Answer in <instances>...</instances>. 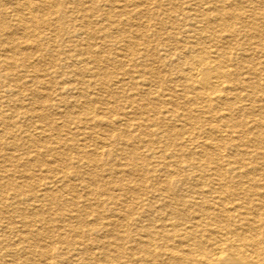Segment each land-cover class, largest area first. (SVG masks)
<instances>
[{"label": "bare ground", "instance_id": "obj_1", "mask_svg": "<svg viewBox=\"0 0 264 264\" xmlns=\"http://www.w3.org/2000/svg\"><path fill=\"white\" fill-rule=\"evenodd\" d=\"M18 1L20 0H0V16L8 17L12 25L16 26V30L12 31V29L4 28L2 26L3 21H0V89H5L8 93L11 92L12 94L18 88L15 84L13 86L9 84V81L16 80V76L14 75L16 73L13 72L14 69L19 67V70L22 68L27 72L29 68L31 70L34 68L32 56L24 53V51L25 49H29L30 51L32 44L29 40L34 36V31L37 28H41L42 30L47 29L51 33H60L58 36L55 34L56 38L66 37L69 34H87V37L102 40L100 41V46H90L89 44L81 43L79 46H68V49H65L64 46L56 51V57H58L59 62L64 64L65 61H69L71 65H79V74H84L92 79L90 84L85 85L84 81L76 78L74 71L67 72L63 78L55 77V79H64L60 83L70 86L66 88L67 91L76 90L79 91L80 95L88 98L84 105L97 101L96 98L89 95V90L97 85L96 80L100 81L105 77V72H101L99 66L98 69L92 66L102 59L111 61V63L118 66L122 65L124 58H128L127 61H130V58L133 57L138 58L137 56L140 55L141 48L144 49V52H147V57L151 59V63L158 65L152 67L146 64L142 67V70H139V73L144 77L140 88L146 91L147 96H151L156 91L155 88L154 90L152 88L153 79H162L164 78V74L171 77L167 81L173 84H167L165 87L167 94L164 92L165 94H162V97L157 93L159 99L155 100L154 110L152 109L154 112L153 117L145 115V119L142 120L143 123L138 122L134 126V130H131V116L133 114L134 116L136 115V109L144 114L143 111L146 108L145 105L138 103L133 97H127L126 103L131 111H126V106L125 109L123 108L125 110H122L123 112L114 109L116 116L112 118L111 115L109 117L103 114L96 115V112L88 107H84L82 104L79 107L80 109L81 107L85 108L86 116L78 120H68V124H71L72 127H68V124L64 126L67 127L65 129L55 126V136L50 140V147L44 148L45 153L52 152L59 155L58 159L60 158L58 150L62 148L72 153L69 155L70 157L67 155L68 153L66 154L68 157L65 159L63 165H58V161L54 159L55 161L49 167V173L59 175L58 177H54L57 179L55 181L61 183L68 192L74 190L75 186L71 182L72 180H76L78 183L80 181L83 184V188L88 191L87 193L83 190L87 196L93 197V199L104 197L105 200L95 199L98 206L107 205L108 207L109 204H123L128 199L135 200L136 203L142 202V199L138 196L133 195L134 197L130 198L123 194H114L115 192L113 193V191H116V193L119 191L121 193L133 194L135 191L148 189L161 191L168 195L162 196L160 208L156 207L155 209L153 207L152 213L149 214V217L152 216V219H148L149 217L143 219V217H147L146 214H142L139 217L141 219L138 223L136 222L138 226L134 229L136 237L134 236L130 241L133 245L131 249L126 248L131 251V254L129 256L126 254L128 258H125L126 260L123 264H264V120H261V118H264L262 117L264 116V81L254 82L252 78L243 77L244 74L257 76L259 71H263L264 73V65L261 68H257L250 62V65L245 67L244 63H242L243 59L229 52L231 46H237L238 43L235 41L240 33L245 38L253 36L264 38V32L261 29L262 26L264 27V10L256 15L251 13L246 14L244 11L241 12L238 5H235L234 9L229 10L230 4L226 3L227 0H210L211 6L208 9H201L198 0H192L190 4L186 0H166L169 7L176 8V18L181 19L180 21L188 31L180 34V37H168L156 42L153 48L147 50L149 45L147 44V40H145L147 43L144 42V38L147 37L143 36V29H148L149 26H145V22H141V19L149 15L148 11L143 8V3L146 1L130 0V5L133 8L129 11L123 9V12H121L124 19H120L119 21L114 20V15H112L113 11L117 9L115 6L116 0H96L88 10L81 8V12L89 11L90 13H94L93 15L96 14L102 17V19L104 17V20L112 21L111 19H113L112 22L114 24H110L108 28H105L106 30L99 31L88 30L87 27L89 26L87 24V27L85 26L87 21L84 20L77 27L74 24H70L74 21L72 14L80 7H83L81 2L76 4L77 6L74 10L65 7V2L63 4L60 3L58 12H56L58 16L52 22L50 19H46L47 13L43 7L45 5L52 6L54 4L52 0H37L36 3L28 2L27 0H23L22 3ZM240 3L255 4V7L257 5L264 6V0H240ZM152 5L150 4L149 6ZM149 6L146 8L149 9ZM192 11L195 14H192ZM34 12L41 13L39 21L35 19ZM86 17V15H83L84 19ZM234 21L241 24L238 31L232 27V22ZM121 27L123 30L126 27L129 35L124 36ZM108 29L123 33L116 39H112L114 46H122L121 51L123 52L119 50L120 52L114 56L112 52V57L105 58L101 55L103 54V50H113L110 47L103 49L106 47L103 41L108 37ZM223 32L227 33L222 35ZM47 40L50 41L49 39ZM40 46L38 47L40 48ZM242 49L246 53L244 56L248 60L251 59L250 55L255 53L261 54L264 50L245 49V47ZM48 50L49 52L52 51L49 46H46L43 52ZM82 50L85 52L82 54L88 55L85 59L81 58ZM150 50H155L156 52V54H153V57L148 56ZM18 56L21 58H18ZM137 64L139 63L137 62ZM132 67L134 66L132 65ZM136 73L139 74L138 72ZM22 79L23 76L17 80ZM116 80L114 83L117 86L116 88L122 89V86H126L123 80L118 78ZM42 81L35 73L30 79V83L33 86H44L45 83ZM55 95L56 99L54 101L56 104L49 105L55 110L59 109L61 104L65 106L66 103L72 106H77L78 104L77 100L67 101V97H64L61 93L57 92ZM49 98L52 99L50 94L46 95V93L38 92L35 100L41 102L43 104L41 106L46 108L44 104H46V99ZM179 99L182 102L177 103L176 100ZM243 101H249V107H244ZM257 102L261 104L256 106ZM180 104L181 106H187L184 112L177 110ZM169 105L170 107H167ZM14 108L16 107L14 106ZM132 109H134V113ZM38 110L40 109L32 106L29 112L37 115ZM193 112L196 114H192ZM237 112L240 115L236 116ZM16 116V113L12 112L9 117H5L0 112V168H2V171L0 170V186L4 180H7L6 185L12 188L15 193H19L22 191L23 185L16 183L12 179L18 173L17 168H8L13 167L12 163L18 161L19 157H22L18 154L16 155V150L14 149L18 146L17 135L11 133L8 128L12 125L15 126L17 123H7L9 122L8 120L14 119ZM39 116L42 119L46 117L45 114H40ZM246 119H249L252 125L251 130H248L251 131L252 138L247 141V144L253 143L256 147L252 151L242 149L244 140L246 141V139L240 133L241 129L245 128L246 123L244 120ZM179 121H182L181 125L177 124ZM15 128V132H21L23 138L31 142L27 131L22 130V127L15 126ZM39 130V135L44 136V129L39 128ZM130 130L138 132L131 134ZM63 138L65 142H63ZM3 139H6L4 145L2 144ZM133 142L140 144L145 150L141 151L138 147H132L131 143ZM1 146H6L13 153H5L1 149ZM54 158H57V156ZM121 160L124 161L123 164L120 163ZM253 161H257L259 165L251 164ZM28 163L24 166L23 175H25L27 180L31 181L34 176L30 174L31 169ZM109 163H112V165L109 166ZM100 165L104 166L107 170L106 176L108 181L106 182L97 173ZM129 175L131 177H128ZM86 177L90 182H86ZM49 183L51 182H47L44 186L46 187ZM38 192V195H36V192H31L30 199L38 196V198L40 197L45 200L49 198L57 204H60L62 201L61 195L48 194L46 189L38 190ZM95 195L98 196L96 197ZM87 196L84 195L86 198ZM11 197L9 201L0 197V214L13 209L14 198L12 195ZM71 199L73 200V198ZM149 205H151V202ZM82 206L78 207L79 210L74 208L78 214L70 215V220L76 222L75 227H71L69 224L65 226L61 225L60 227L52 226L53 231L56 233L59 231H68L67 233H69L70 231V233L77 236L80 235V230H77L78 226H83L85 231L83 233L88 238H90L92 233H97V231L101 232L104 237L96 239L88 246L83 243L79 244L77 241L71 239L66 241V237L63 242L61 241L62 238L60 241L67 245L68 255L71 254L67 257L68 255L66 256L65 250L53 252L49 249V246V248H46L45 244L41 246L39 239L45 234L44 228L41 230L43 226L41 227L40 225V230L38 228L34 230V227L31 226L33 229L30 235L37 240V248L40 249L38 253L44 258V263H49H46V259L56 258L60 264H92V259H95L96 256L93 257L88 252L91 253L94 249L98 250L101 255V257L100 255L98 257L101 264H121L117 260L122 259L120 255H122L124 248L122 245L120 246V244L116 243L118 240L111 239L118 236V231L126 228L123 222L129 220L130 216L123 213V215H109L110 222L106 224L102 222L101 214L98 215L94 209H92L93 211L86 212V209L91 207L90 205L84 207V204ZM95 212L96 214H93ZM129 212H132V210ZM40 213V209L36 208L33 209L30 216L37 218L36 220L40 222L44 220ZM12 214L14 215L13 212ZM89 216H93L92 220L89 219ZM43 222L45 226L46 221ZM23 224L27 225V222H23ZM8 227L7 231L10 229ZM27 233L29 232L27 231ZM3 235L6 234L4 233ZM19 245L20 256L23 257L22 262L31 264L32 260L29 256L35 252L32 250L33 248L31 249L32 242L23 234L19 238ZM111 250L118 252V257L120 258L116 257L118 259L113 260V257L111 258L108 254ZM88 254L90 257H88ZM46 255L48 256L47 258ZM3 258L0 254L1 264H18L17 261L21 262V259H17L16 257H12L6 261Z\"/></svg>", "mask_w": 264, "mask_h": 264}, {"label": "rangeland", "instance_id": "obj_2", "mask_svg": "<svg viewBox=\"0 0 264 264\" xmlns=\"http://www.w3.org/2000/svg\"><path fill=\"white\" fill-rule=\"evenodd\" d=\"M22 1L23 0H20L18 2L22 3ZM27 1L28 2H32V3H36L37 2V0H34V1L33 0H27ZM52 1L54 2V4L52 6H48V5L43 6L44 7V11H46V13L48 14V15L46 14V19L47 20L50 19L52 22L58 16L56 14V12H58L57 10L59 8L60 3L63 4V2H65L64 3L65 7H67L68 9H73L74 10V8L76 9V6H77L76 4L81 2L83 7H80V8L78 7L79 9L76 12L74 11L75 13L72 14V18H74V21L71 22L70 24H72V25L74 24L77 27V26L81 25L82 21L84 20V21H87L85 23V26H86V24H87V26H89V27L86 26L88 30H96V31L104 30L105 28H108L110 26V24H114V22H112L113 19H111L112 21L104 20V17L102 19V17H99L96 14L93 15L94 13H90L89 11L88 12H81L80 11L81 8H84V10L86 8V10H88L96 0H76V1L75 0H52ZM122 1L124 2V4H123ZM143 1H146L145 2L146 5H144L145 3H143V8L146 9L148 11V14H149L148 15L149 17L147 16V17H144L143 19H141L142 23L145 22L144 23L145 26H149L148 29L147 28L143 29V36L147 37V38L143 37L144 38V42H146L145 40H147L148 43L147 42L146 43L149 45V48H147V50L153 48V46L156 44V42H159V41H161L163 39H166L168 37H173V38L175 36L180 37V34H184L185 31H188V29L185 28L183 26V23L180 21L181 19H177L176 18L177 17L176 8L173 9V8L169 7V5L167 4L166 0H143ZM186 1H189V4H190V2L192 0H186ZM209 1L210 0H198V2L200 4V8L201 9H203V8L204 9H208L211 6ZM181 2H183V1H181ZM83 3H85V4H83ZM149 3L153 4V5L149 6L150 5ZM226 3L230 4L229 5L230 6L229 10H231L232 8L234 9L235 5H238L240 10H241V12L244 11L246 14L251 13L253 15H256L258 13H261L264 10V6L263 5H257V7H255V4L240 3V0H235L234 2H233V0H227ZM130 4H131L130 0H116L115 1V6L117 7V9L114 10L113 14H112V15H114V20L119 21L120 19L121 20L124 19V16L122 15L123 14L122 10L125 9V10L129 11L130 9H132L133 6L130 5ZM124 6H125V8H124ZM148 6H149V9H147ZM201 9H199V10H201ZM153 12H155V13H153ZM33 14H34L35 19L39 21V19L41 18V13L40 12H34ZM192 14H195L194 11H192ZM83 15L87 16L86 19L83 18ZM150 15H151V17H150ZM171 17L172 18L174 17V18L172 19ZM43 18H45V17H43ZM0 21H3L2 26L4 28L12 29V31L16 30V26L12 25L11 20L8 17L0 16ZM160 22H162V23H160ZM97 24H98V26H97ZM152 25H154V26H152ZM240 25L241 24L239 22H237V21L232 22V27L236 31H238L240 29ZM150 27H151V29H150ZM121 29L123 30L122 27H121ZM171 29H173V30H171ZM261 29L264 32V27L263 26H262ZM147 30H148V32H147ZM123 32H124V34L121 33V31L118 32L116 30H113V31L109 30L108 31V37H106L105 40L103 41L105 43L106 47H104L103 49L110 47L113 50H110V49L103 50V54H101L103 57H105V58H107L109 56L112 57V55L114 56V55H116V53L121 51L122 46H120V45L114 46V44L112 43L113 42L112 39H116L121 34H123L124 36L125 35L126 36L129 35L128 30H127L126 27H124ZM110 33H111V35H110ZM226 33L227 32H223L222 35H225ZM55 34H57V36H58L60 33H58V32L51 33L47 29H43L42 30L41 28H37V30L34 31V36L35 37L34 36L31 37L30 40H29V42L32 44L33 48L30 47V51H29V49H25V51H24V53L32 56L31 58L34 61L33 62L34 63V68H32L33 70H31V68H29L30 72H29V70L28 71L26 70L27 72H25L24 69L20 68V70H19V67H17L16 69L13 70V72L16 73V74H14L16 76V80H15L16 82L15 81H9V84H11V86H13L15 84V86H18V88H16L13 91L12 94H11V92H9V93L6 92L5 89H0V103H1L0 112L5 117H9L12 114V112L16 113V115H17L16 118L8 120L9 122H7V123L10 124L12 122L11 124H13V122H16L17 124L15 126L20 127V128L22 127L21 128L22 130L27 131V135L30 137V140H31V142L30 141L28 142V140L23 138V134L21 132L20 133L19 132H15V130H16L15 126L12 125V126L8 127L10 129L11 133H14V135H17L18 146L16 148H14V149L16 150V155L18 154L19 156H22V157H19L18 161H15L14 163H12L13 167H8L7 165H6V167L11 168V169L14 168V167L17 168L18 173L15 174V176H17V177L14 176L12 179H13V181H16V183H18V184L20 183L23 186H22V191L19 192V193H15L12 188H10V187H8V185H6L7 184V180H4L3 183L0 186V197L1 198H3V199L5 198L6 200L8 199V201H9L10 198H12L11 195L14 198L13 199V209H11V211L9 210V212L6 211V212H2L0 214V231L2 232V233L0 232V241H1L0 242V251H1L0 254L4 257L3 258L4 261L10 260L12 257L13 258L16 257L17 259H19V258L21 259V262L17 261V263L18 264H23L24 263V262H22L23 261V257L20 256L21 255V251H19V249H20L19 238H20L21 235L25 234L28 237V240H30L32 242L31 249L33 248L32 250L35 251V252H33L31 254V256H29L30 259L32 260V263L33 264H36V263L37 264H45L44 260H43L44 258L38 253L40 249L37 248V245H38V244H36L37 240H35L34 237L30 235V232L33 229V227H34V230L36 228H38L40 230V228L43 226L41 228V230L44 228L43 231H44L45 234H43L44 236L42 235L43 239L40 237L41 239H39L40 240L39 243H40L41 246H42V244H45L46 248L50 247L49 249H51V251H53V252L60 251V250L61 251L65 250V253H67V251H68L66 249L67 245L63 244L61 242V241H63L65 239V237H66V239H65L66 241L71 239V240L77 241L79 244L83 243L84 245H87V246L92 244L91 242L95 241L96 239L98 240L99 238L104 237V235H102L101 232L97 231L98 234L97 233H92L90 238H88L83 233V231H84V227L83 226H81V227L78 226L77 230L78 231L80 230L79 231L80 235H77V236H75L74 234L70 233V231H69V233H67L68 231H62L63 233L61 231H59L58 233H56V232L53 231L54 229L51 228L52 226L53 227H55V226L56 227H58V226L60 227L61 225L65 226L66 224H69L71 227L72 226L75 227L76 226L75 225L76 222L73 221V220H70L71 216L72 215H76L75 213H77L76 212L77 210L74 209V208H77L79 210L78 207L85 204L84 207H86L87 205L91 206L89 209L87 208L88 210L86 209V212H88V211L90 212L92 209H94V211H96L98 215L101 214L100 216L102 217V220H103L102 222H104L106 224L107 223L109 224V222H110L109 221V217H108L109 215L111 216L113 214H121V215L128 214L130 216L129 220H125V222H123L125 224L126 228L124 227L125 229H122V230L118 231V233H117L118 236H115L114 239H111V240H118L116 243L120 244V246L122 245V247L124 248V250H122V255H120L122 259L121 260L118 259V258H120V257H118V252H115L114 250H111L108 253L111 258L113 257L112 258L113 260L116 259V257H118L117 258L118 260L116 259L117 262L123 264L125 262V260H126L125 258L127 256H129V254H131V251H129L127 249H131V247L133 245V243L130 242V241L136 235L134 229L136 228V226H138V224L136 225V222L138 223V221H140V219H141L139 217L142 216V214H144V215L146 214L147 217H143V219H147L149 217V214L152 213L153 207L155 209H156V207L160 208V205L162 203L161 202L162 196H168V195L166 193H164V192L162 193L161 191H152V190H148V189H146V190L142 189V190L135 191L133 194L131 193L132 195L130 193H124V192L121 193L119 191H117V193H116V191H113V193L115 192L114 194H123V195H125L127 197H130V198L134 197L133 195H135L136 197L138 196L139 198L142 199V202L136 203L135 200L132 201V199L131 200L128 199L130 201L126 200V202L123 203L124 205L118 203L116 205L113 204L114 206L112 204H109L108 207H107V205L98 206L97 200H101V199L105 200L104 197L101 198V197H97L98 195L97 196L95 195L97 198L93 199V197L91 198L90 196H87V194L85 192L88 193V191H86V189L83 188V184L80 181L78 183L76 180L75 181L72 180V182L70 181L71 184L75 186V188L73 190L74 192L73 191L68 192V191H66V189L63 187V185L61 183H57L55 181L57 179L54 178V177L55 176L58 177L59 175H57V174L54 175V174L49 173V169H50L49 167H50V165L52 164L53 161L56 160V161H58L57 162L58 165L59 164L63 165V163H65L64 162L65 159L72 153H70L69 150L66 149L67 150L66 151L65 148H62V149L58 150V152L60 153V158L58 159L59 155L54 154L52 152H46L45 153L44 152V148L46 149V147H50L49 146L50 140H52L53 139L52 137L55 136V134H54L55 126L56 127L57 126L63 127L62 129H65L67 127H64V126L66 124H68V122H67L68 120H70V121L78 120V119H81V118L86 116L84 107H88L89 109H92L94 112H96V115H102L103 114V115H107L108 117L111 115V118H112L113 116L114 117L116 116V113H115L116 111H122V110L125 111L124 109L128 106L126 104L127 103V99H128L127 97H133V99H136L138 103H140L142 105H145V108H146L143 111L144 114L140 113V111H138L136 109L135 110L136 115L134 116V114H133L131 116V119H132L131 120V130H134L135 129L134 126H136V124H138V122L142 124L143 123L142 120L145 119V117L147 115L153 117L152 115H154L153 107L155 106V100L157 101L159 99L158 98L159 95H161V96H162V94L164 95L165 94L164 92H166V94H167V91L165 90V87L167 86V84L172 85L173 83H169L170 81H167V79H169L171 77L167 76V74H164V78L165 79L162 78L163 80L161 78H159V79L157 78V80L153 79L154 82L152 83V88H153V90H154V88L156 90V91H154V94H151V96H147L146 95V93H145L146 91H144V90H142L140 88L141 82L144 80V77L139 73L140 72L139 70H142V67L144 65H146V64H149L152 67L153 66L155 67V66H158V65L156 63L152 64L151 63L152 62L151 59L149 57H147V52L146 51L144 52V49L141 48L140 55L137 56L138 58H135V57L130 58V61L129 60L127 61L128 58L127 59L124 58L123 61H122V65H118L117 66V65L111 63V61H106L105 59H102L101 61H98L97 63H95V65H92L93 68L95 67L96 69H98L100 67L101 68L100 71L101 72L102 71L105 72V77L103 79H101L100 81L96 80V84L97 85H95L94 87H92L89 90V95L91 97H93V98H96L97 101H93L94 103H91V104L86 103L84 105V103L87 102L88 98H86L85 96L80 95L78 93L79 91H76V90L67 91L66 88L70 87V86H68V84L60 83V82L64 81V79H59V78L55 79V77L63 78L66 75L67 72L74 71L75 74H76V78L79 79V80L84 81L85 85L90 84L91 83L90 81L92 79H90L88 76H85L84 74L83 75L79 74V69H78L80 67L79 65H71L69 63V61L68 62L65 61L64 64L59 62L58 59H57L58 57H56V51L59 48L64 47V46H65L64 47L65 49H68L69 47H72V45L79 46L81 43L82 44H89L90 46H100L101 45L100 41H102V40L99 39V38L98 39L97 38L93 39L92 37H87L86 36L87 34H83V35H76V34L70 35L69 34L66 37H61V38H59V37L56 38ZM38 35H39V37H38ZM258 37L259 36H253V37L245 38L240 33L237 36L236 41H235V42L238 43L237 46H233V47L231 46L230 47V51L229 52L232 55L239 56V58L243 59L242 63H244L245 67L249 66L250 62H252L257 68H261L264 65V50H263L264 49V38H262V37L258 38ZM43 38H44V40H43ZM35 39H37V40H35ZM47 39H49L50 41H48ZM136 39H138V38H136ZM54 42H56V43H54ZM38 46H40V48ZM46 46L47 47L49 46L50 50H52V51L49 52V50H48L46 52H43L44 49L46 48ZM243 47H245V49H247V48L258 49V50L262 49L263 53H261V54L260 53H255L253 55H250L251 59L248 60L247 57L244 56L246 53L243 52V49H242ZM115 49H117V50H115ZM108 51H109L110 54L108 53ZM112 52H113V54H112ZM121 52H123V51H121ZM242 52H243V55H242ZM24 53H20V54H24ZM82 53H85V52L83 50L81 51V58L85 59L86 56L88 57L87 54H82ZM148 53H149L148 56H151V57L154 56L153 54H156L155 50H150ZM33 55H36V56H33ZM18 58H21V57L18 56ZM145 59H147V60H145ZM53 62H54V64H53ZM137 62L139 64H137ZM44 64H45V66H44ZM61 64H63V65H61ZM129 65H131V66L129 67ZM132 65L134 67H132ZM122 66H124V67H122ZM123 68H125V69H123ZM136 72H138L140 75L137 74ZM245 72H247V71H245ZM34 73L37 74L38 77H40L41 80H43L42 82L45 83L44 86L43 85L42 86L41 85H38V86L34 85L33 86L30 83V79H31V77H33ZM248 73H250V72H248ZM44 74H46V75L44 76ZM53 74H54V77H53ZM22 76H23V79L18 81L17 79L22 77ZM243 77L244 78H252V80L254 82L255 81H262V82L264 81V73H263V71H259L257 73V76L244 74ZM254 77L257 78V79H255ZM117 78L120 79V80H123V82L126 83V86H122L123 87L122 89H118V88H116L117 86L114 85V83L116 81H118V80H116ZM128 79H130V80H128ZM71 85H75V84H71ZM110 85H111V87H110ZM58 88H59L60 91L58 90ZM38 92H42L43 94L46 93V95L50 94L52 96V99H50V98L46 99V104H44L46 106V108L44 106H41V105H43L41 102H37L35 100L36 95L38 94ZM57 92L61 93L62 95H64V97H67V101H76L77 100V102H78L77 106L79 107L80 105L83 104L84 107H81V109H80V107L78 108L77 106H72V105H69V104L66 103V106L61 104V106L59 105L60 106L59 109L55 110L53 107H50L49 105L56 104L54 100L56 99V95L55 94ZM155 93H156V96H155ZM66 94H67V96H66ZM78 95H80V96H78ZM180 101L182 102L181 99L176 100L177 103H179ZM114 103L116 104V106H115ZM242 104L246 108L249 107V105H250L249 101H247V102L243 101ZM260 104H261L260 102H257L256 106H259ZM14 106L16 108H14ZM32 106H35V108H39L40 109V110H38V114L37 115L35 113L33 114L32 112H29V110H30V108H32ZM110 107H112V108H110ZM167 107H170V105L167 106ZM180 107H181V109H180ZM186 107L187 106H181V104H180L178 106L177 110L179 112H182V111L184 112L186 110ZM114 109H116V111ZM102 110H106V111H102ZM59 111H60V113H59ZM126 111L129 112V111H131V109H129L127 107ZM132 112L134 113V109H132ZM63 113H64V115H63ZM40 114H43V115L45 114L46 115L45 119L44 118L42 119L41 116H39ZM61 114H62V116H61ZM192 114L195 115L196 113L193 112ZM65 115H67V116H65ZM238 115H240V114H238V112H237L236 116H238ZM54 116H55V118H54ZM58 116H60L61 118L58 117ZM31 117H33L35 119H33ZM262 117H264V116H262ZM19 119H20V121H19ZM65 120H66V122H65ZM261 120H264V118L263 119L261 118ZM244 121H245L246 125H245V128L241 129L242 130L241 133L243 132L242 133L243 135L241 133H240V135L243 136V138L246 139V141L243 139L244 140V146H242V149H244L246 151H252V150H254V147H255L253 145V143L247 144V141L252 138V135L250 134L251 131H248V130H251V126L252 125H251V122H250L249 119H246ZM63 122H64V124H63ZM177 124L181 125L182 121L177 122ZM67 126L68 127H72L71 124H68ZM39 128H43L44 129V132H45L44 136L39 135V131H40ZM131 130H130L131 134H136L138 132V131L137 132L136 131L132 132ZM248 135H250L251 137L248 136ZM2 141H3L2 144L4 145L5 142H6V139H3ZM63 142H65L64 138H63ZM133 143H135V144L133 145ZM133 143H131L132 147H134V146L138 147L141 151L145 150V149L142 148V146L140 144H138L136 142H133ZM109 145H110V143H109ZM112 146H114V145H112ZM248 146H249V148H248ZM1 149H3L5 153H11L12 152V150L7 148L6 146H1ZM55 156H57V158H54ZM39 158H41V159H39ZM26 163L29 164L30 169H31L30 174L34 176L33 179L35 181L32 179L31 180L32 182H31L30 180H27L25 175H23L24 174L23 170L25 169L24 166L27 165ZM120 163L123 164L124 161L121 160ZM251 164L259 165L257 161H253ZM111 165H112V163H109V166H111ZM0 170L2 171V168H0ZM106 171L107 170L102 165H100L99 168L97 169V173L99 174L100 178L103 181H105V182L108 181L107 180L108 178L106 176ZM128 177H131V175H129ZM125 178H127V177H125ZM47 182H51V183H49L45 187L44 185ZM86 182H90L87 177H86ZM28 185L31 186V187H29ZM35 187H36V189H35ZM41 189H46L48 194L52 193V194L61 195V197H62L61 200L62 201L60 202V204L52 202V200L49 199V198H46L47 200H45V199H42V198L39 197L40 198L39 199L38 196L32 197V199H30V195L32 193L36 192V195H38L39 194L38 190L40 191ZM37 192H38V194H37ZM76 192H77V194H76ZM26 193L27 194L29 193V194L27 195ZM136 193H137V195H136ZM157 193H159V194H157ZM84 195H86L87 198L84 197ZM76 197H78V198L75 199ZM83 197H84V200H83ZM70 198H73V200L72 199L70 200ZM85 199H86V201H85ZM95 199H97V200H95ZM69 202H71V203L68 204ZM129 202H131V203H129ZM150 202H151V205L148 206V204ZM41 203H43V204H41ZM66 204H68V205H66ZM151 206H152V209H151ZM36 208L40 209V211H41L40 214H42V218L44 219V220H42L40 222L36 220L37 218L30 216L31 212H33V209H36ZM19 209H21V210H19ZM105 209H107V210L103 211ZM54 210H55V212H54ZM130 210H132V212H129ZM135 210H136V212H135ZM145 210H146V212H144ZM147 210H149V211H147ZM59 211H61V212H59ZM12 212L14 213V215L12 214ZM96 212L93 213V214H96ZM137 214H139V215H137ZM92 218H93V216H89L90 220H92ZM148 219H152V216H150ZM33 220H35V221H33ZM58 220H59V222H58ZM107 220H108V222H107ZM43 221H46V225L45 226H44V222ZM129 221L131 223H133V222L134 223L131 224ZM23 222H27V225L23 224ZM35 222H37L38 224L35 223ZM149 222H153V221H149ZM72 223H73V225H72ZM144 223H146V222H144ZM33 224H35V225H33ZM40 225H41V227H40ZM31 226H33V227H31ZM7 227L10 228L8 231H7ZM127 227H128V229H127ZM23 228H24V230H23ZM27 231L29 233H27ZM123 232H126V233H123ZM4 233L6 235H3ZM19 233H20V235H19ZM47 234L50 235V236H48ZM58 235H59V237H58ZM13 238H15V239H13ZM48 238H49V241H48ZM48 243H50L51 246L48 245ZM68 253L66 254V256L68 255ZM88 253L92 254L93 257L96 256L95 259H92V262L90 260V262L92 264H94V263L95 264H101L100 261L98 260V257L100 255L98 250L96 251V250L93 249L91 253L90 252H88ZM8 254H11V255H8ZM89 254H88V257H90ZM126 254H127V256H126ZM70 255L71 254H69L67 257H69ZM47 257L48 256L46 255V258ZM84 257H86V256L84 255ZM100 257H101V255H100ZM58 261L59 260H57L56 258L55 259H46V263L49 262L48 264H60V262H58ZM24 264H26V263H24ZM138 264H142V263H138Z\"/></svg>", "mask_w": 264, "mask_h": 264}]
</instances>
